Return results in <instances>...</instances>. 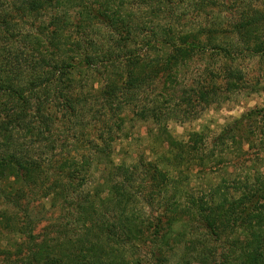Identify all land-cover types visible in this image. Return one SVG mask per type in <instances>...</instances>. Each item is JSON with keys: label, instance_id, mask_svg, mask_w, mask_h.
<instances>
[{"label": "trees", "instance_id": "trees-1", "mask_svg": "<svg viewBox=\"0 0 264 264\" xmlns=\"http://www.w3.org/2000/svg\"><path fill=\"white\" fill-rule=\"evenodd\" d=\"M139 1L137 14L134 0H0L2 264H264V104L208 144L167 128L197 118L182 108L190 101L165 112L145 97L210 50L225 59L223 86L213 77L191 93L203 108L220 103L242 80L237 59L264 62V0H229L238 13L228 27L222 0H186L198 12L217 6L196 27L179 24L174 0ZM97 72L94 135H69L59 120L90 111L78 90ZM126 109L160 138L153 158L112 159Z\"/></svg>", "mask_w": 264, "mask_h": 264}, {"label": "rangeland", "instance_id": "rangeland-1", "mask_svg": "<svg viewBox=\"0 0 264 264\" xmlns=\"http://www.w3.org/2000/svg\"><path fill=\"white\" fill-rule=\"evenodd\" d=\"M222 1L225 4V6H222L230 10H222L219 13L220 17L217 19L223 21L221 24L224 27H228L229 23L236 20L238 12L236 8H230L231 4L229 0ZM134 2L135 3L130 4V7H128L130 12L138 14L143 10H147L145 4L138 3L140 2L139 0H134ZM174 3L176 4L174 9L175 11L177 10V14H180L181 18L179 24L183 26L184 24H192V26L196 27V24L199 23L207 25L208 15L211 17H217L219 15L215 13L217 11V6H213L211 9L206 7L204 8V12H198L196 9L190 8L186 0H174L173 4ZM146 20L149 22L151 18L148 17ZM98 26L100 29H94L96 31V43L97 45H101L105 42L103 40L105 29L100 25ZM73 33L75 35L74 37L79 38L81 43H83V40L80 38L83 32L80 30L77 32L73 31ZM104 45L105 44H103L102 47H104ZM209 51L203 55H194L190 60L178 66L176 76L172 78V82L165 83L166 85H164V87H162L161 83H155L147 88L148 94L145 96L146 99L149 102L154 99H157L158 102L162 100L163 110L165 112L168 111L167 109L171 106L183 100L188 103L190 101L192 104L191 106H186L185 103L182 104L183 109H188L191 114L198 112V116L195 119L190 118L181 120L171 118L167 121V128L175 138L191 140L194 134L201 133L209 144L212 138L218 135L226 124L232 122L249 110L259 108L264 104V62L257 58V56L248 57V55L240 57L233 63L242 74V80L239 81L237 89L225 93L220 103L212 104L205 108L198 104L196 97L191 93V88L195 89L198 83L205 84L209 78L213 77L216 84L220 87L223 86L220 69L223 67L225 59ZM95 70H100V67L96 66ZM102 78L101 74L97 72L94 78H92V76L88 77L84 82V87L78 90V92L83 93V97L88 100L86 108H89L90 111L85 112L83 117L79 119H70L66 121L61 118L62 121L59 120L60 127L64 128L69 135H75L76 132H82L84 134L90 132L91 135H94L92 125L98 124L97 116H100L101 111L99 114L97 112L101 110V108H99L98 102L92 99L91 94L101 86L103 82ZM125 112L133 119L127 121L125 124L128 130L125 131L126 135L113 141L114 152L112 154V159L115 163H129L137 160L140 155L147 159L153 158L156 154L155 151L158 145L156 140H160V138L148 134L147 130L151 127L148 122L135 119V116L133 117V114L128 109H126ZM97 126L98 125H95V127ZM92 138L94 139L95 137L92 136ZM95 177L100 178V173H95ZM4 242L5 241L0 238V264H2L1 251ZM140 247L136 255L139 256L141 260H146L149 258L147 248Z\"/></svg>", "mask_w": 264, "mask_h": 264}]
</instances>
